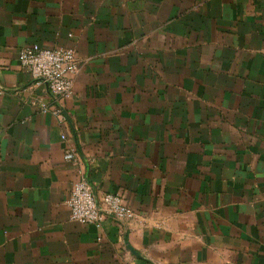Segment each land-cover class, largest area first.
Returning a JSON list of instances; mask_svg holds the SVG:
<instances>
[{
	"label": "crops",
	"instance_id": "0c3cea01",
	"mask_svg": "<svg viewBox=\"0 0 264 264\" xmlns=\"http://www.w3.org/2000/svg\"><path fill=\"white\" fill-rule=\"evenodd\" d=\"M34 43L76 47L71 99ZM0 91V264H264V0H0ZM69 147L143 222L72 220Z\"/></svg>",
	"mask_w": 264,
	"mask_h": 264
},
{
	"label": "built area",
	"instance_id": "2783aa9c",
	"mask_svg": "<svg viewBox=\"0 0 264 264\" xmlns=\"http://www.w3.org/2000/svg\"><path fill=\"white\" fill-rule=\"evenodd\" d=\"M18 61L20 67L38 83H46L59 102L73 97L76 79L81 71L75 46L48 48L34 43L19 50ZM41 108L44 112L53 111L57 116L62 115L61 109L47 103H42ZM64 158L78 168V178L66 200L72 220L97 227H101L107 218L124 224L133 220L143 222V218L127 204L121 193L96 195L77 148L69 147Z\"/></svg>",
	"mask_w": 264,
	"mask_h": 264
}]
</instances>
